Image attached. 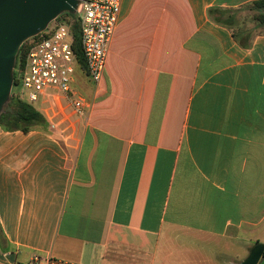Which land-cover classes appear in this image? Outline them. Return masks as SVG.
I'll use <instances>...</instances> for the list:
<instances>
[{
  "label": "crops",
  "instance_id": "0c3cea01",
  "mask_svg": "<svg viewBox=\"0 0 264 264\" xmlns=\"http://www.w3.org/2000/svg\"><path fill=\"white\" fill-rule=\"evenodd\" d=\"M253 1L121 0L85 113L47 93L44 126L0 125V264H239L264 243V28L244 45L208 14Z\"/></svg>",
  "mask_w": 264,
  "mask_h": 264
},
{
  "label": "built area",
  "instance_id": "2783aa9c",
  "mask_svg": "<svg viewBox=\"0 0 264 264\" xmlns=\"http://www.w3.org/2000/svg\"><path fill=\"white\" fill-rule=\"evenodd\" d=\"M120 1L80 0L76 13L79 51L84 62L83 72L94 83H99L102 76L109 42L119 20ZM56 20L38 34L25 64L17 69L18 83L13 88L31 104L47 93L63 97L75 113L83 115L90 102L76 85V70L81 67L73 46L71 24ZM37 259L34 256L32 261Z\"/></svg>",
  "mask_w": 264,
  "mask_h": 264
},
{
  "label": "water",
  "instance_id": "95a60500",
  "mask_svg": "<svg viewBox=\"0 0 264 264\" xmlns=\"http://www.w3.org/2000/svg\"><path fill=\"white\" fill-rule=\"evenodd\" d=\"M80 0H0V114L13 88L22 43L44 31L61 14L75 15ZM239 264H264V243L253 244Z\"/></svg>",
  "mask_w": 264,
  "mask_h": 264
},
{
  "label": "trees",
  "instance_id": "16d2710c",
  "mask_svg": "<svg viewBox=\"0 0 264 264\" xmlns=\"http://www.w3.org/2000/svg\"><path fill=\"white\" fill-rule=\"evenodd\" d=\"M252 7L259 10V14L257 15V20L259 25L264 28V0H255L251 3ZM229 9H221V8H210L208 10V14L210 18L225 27L232 28V20L228 17H225V13H227ZM57 20H65L71 24V31L73 33V46L74 49L79 54V63L80 67L84 68V62L81 57L79 51V22L77 15H73L70 13H63L61 14ZM233 36L239 40L240 43L247 45L248 44V36L249 32L238 29L236 31L232 30ZM246 34V35H245ZM39 35H36L24 43L19 48V51L16 56V62L14 66L13 72V83L17 85V69L23 67L26 61L27 54L35 40H37ZM45 120L40 112L34 108V106L29 103L28 101L19 97V95L12 89L11 96L6 103L4 110L0 114V125L8 130H28L35 125L44 126ZM1 234V229H0Z\"/></svg>",
  "mask_w": 264,
  "mask_h": 264
},
{
  "label": "rangeland",
  "instance_id": "374dc122",
  "mask_svg": "<svg viewBox=\"0 0 264 264\" xmlns=\"http://www.w3.org/2000/svg\"><path fill=\"white\" fill-rule=\"evenodd\" d=\"M258 14H259V10L253 8L251 4H248L238 8L229 9V11L225 13V17H228L232 20L233 22L232 30L236 31L238 29H243L249 32L250 33L249 36H250L253 33H255V31H258V29L261 27L257 20ZM54 24H55L54 21L50 23V25H54ZM83 71L84 70L82 67L77 68L76 70V84L79 90H81L80 86L83 85L84 82H86L88 79ZM14 91L17 92L16 89H14Z\"/></svg>",
  "mask_w": 264,
  "mask_h": 264
}]
</instances>
